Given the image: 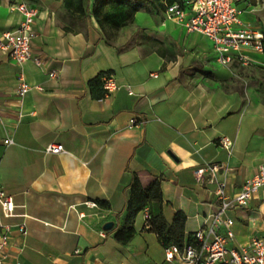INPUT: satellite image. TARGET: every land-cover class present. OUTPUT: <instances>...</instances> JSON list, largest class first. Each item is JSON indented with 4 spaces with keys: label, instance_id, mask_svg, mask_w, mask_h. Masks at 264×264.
I'll return each instance as SVG.
<instances>
[{
    "label": "crops",
    "instance_id": "obj_1",
    "mask_svg": "<svg viewBox=\"0 0 264 264\" xmlns=\"http://www.w3.org/2000/svg\"><path fill=\"white\" fill-rule=\"evenodd\" d=\"M22 1L39 9L32 48L42 64L0 52V189L16 204L13 216H2L10 225L3 264H182V252L167 258L144 209L127 243L115 237L133 175L160 178L165 219L187 217L185 246L198 230L211 237L220 205L208 166H219L216 179L234 197L264 163V54H252L250 65H221L208 37L166 15L165 0H145L150 10L106 32L91 15L75 19L73 0H0V36L20 26L11 7ZM238 3L243 20L264 30V0ZM105 74L120 86L110 94L90 84ZM23 81L39 88L21 96ZM53 143L65 151L46 152ZM228 215L235 235L227 246L264 238L262 191Z\"/></svg>",
    "mask_w": 264,
    "mask_h": 264
},
{
    "label": "built area",
    "instance_id": "obj_2",
    "mask_svg": "<svg viewBox=\"0 0 264 264\" xmlns=\"http://www.w3.org/2000/svg\"><path fill=\"white\" fill-rule=\"evenodd\" d=\"M240 0H186L169 3L165 0V13L170 18L183 21L188 32H200L208 37L213 43V51L217 61L228 66L233 61L250 65L255 60L252 54H264V30L259 26L246 22L242 18L244 9L239 5ZM12 9L18 10L23 20L20 26L0 36V52H7L16 61L23 63L34 60L37 65L42 64L41 58L33 53L32 41L36 35L35 20L39 9L37 6L26 1L17 2ZM50 76H56V72H50ZM103 86L107 94L119 89L120 86L112 74L103 76ZM33 88L29 83L21 82L18 92L21 96ZM129 93L133 91L127 86ZM140 121L136 118L131 120V125ZM6 144H12L11 138L4 140ZM220 143L226 149L231 150L234 141L223 136ZM65 151L62 143H53L47 146L48 153H62ZM219 166H208L207 170L212 173L211 182L216 183L215 194L219 202V210L210 216L208 227L211 237L202 229L194 234V239L187 244L180 255L182 264H264V238H254L247 247H229L228 239L234 238L232 226L234 219L228 215L235 207H248L251 199L260 191L264 198V163L256 174L247 178L234 197L227 193V182L218 181L216 173ZM205 168L196 171L202 177ZM16 204L11 195L0 189V264L7 258L10 246V225L2 220L15 214ZM145 226L150 227L151 217L149 208L144 209ZM225 227L226 234H217L216 228ZM20 231L27 233L26 225H20ZM175 248H168L167 258H175Z\"/></svg>",
    "mask_w": 264,
    "mask_h": 264
},
{
    "label": "trees",
    "instance_id": "obj_3",
    "mask_svg": "<svg viewBox=\"0 0 264 264\" xmlns=\"http://www.w3.org/2000/svg\"><path fill=\"white\" fill-rule=\"evenodd\" d=\"M174 2V0H169ZM73 12L71 15L81 19L85 15H91L103 32L118 30L134 21L137 11L150 10V5L145 0H73ZM92 2V5H90ZM91 86L102 88V75L91 81ZM149 208L151 217L148 230L159 235L165 247H174L177 252H183L185 246L186 215L177 213L174 221L169 223L163 214V194L161 180L158 177H150L147 180L142 174L134 173L130 186V198L126 206V219L116 232L115 237L127 243L135 232L134 220L137 214ZM192 238L189 240V242Z\"/></svg>",
    "mask_w": 264,
    "mask_h": 264
},
{
    "label": "water",
    "instance_id": "obj_4",
    "mask_svg": "<svg viewBox=\"0 0 264 264\" xmlns=\"http://www.w3.org/2000/svg\"><path fill=\"white\" fill-rule=\"evenodd\" d=\"M113 226V222H108L105 224L106 229H110Z\"/></svg>",
    "mask_w": 264,
    "mask_h": 264
}]
</instances>
